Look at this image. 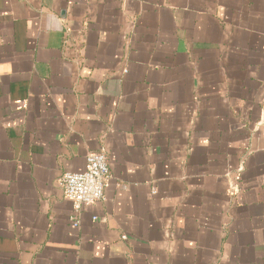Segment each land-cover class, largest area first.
Listing matches in <instances>:
<instances>
[{"label": "crops", "instance_id": "1", "mask_svg": "<svg viewBox=\"0 0 264 264\" xmlns=\"http://www.w3.org/2000/svg\"><path fill=\"white\" fill-rule=\"evenodd\" d=\"M0 264H264V0H0Z\"/></svg>", "mask_w": 264, "mask_h": 264}, {"label": "built area", "instance_id": "2", "mask_svg": "<svg viewBox=\"0 0 264 264\" xmlns=\"http://www.w3.org/2000/svg\"><path fill=\"white\" fill-rule=\"evenodd\" d=\"M110 177L108 154L105 148L87 155V167L82 172L67 171L61 178L65 193L73 201L71 219L79 223V216L87 207L103 200ZM97 219V217H94Z\"/></svg>", "mask_w": 264, "mask_h": 264}]
</instances>
